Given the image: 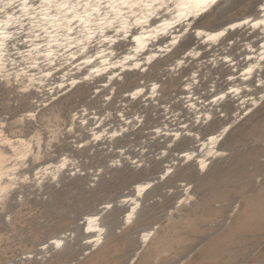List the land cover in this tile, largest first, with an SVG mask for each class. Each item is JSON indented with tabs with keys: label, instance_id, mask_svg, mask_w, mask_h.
I'll use <instances>...</instances> for the list:
<instances>
[{
	"label": "snow or ice",
	"instance_id": "6c2138e0",
	"mask_svg": "<svg viewBox=\"0 0 264 264\" xmlns=\"http://www.w3.org/2000/svg\"><path fill=\"white\" fill-rule=\"evenodd\" d=\"M230 163L264 189V0H0L3 264H112L134 230L140 264L143 215L196 208Z\"/></svg>",
	"mask_w": 264,
	"mask_h": 264
},
{
	"label": "rangeland",
	"instance_id": "374dc122",
	"mask_svg": "<svg viewBox=\"0 0 264 264\" xmlns=\"http://www.w3.org/2000/svg\"><path fill=\"white\" fill-rule=\"evenodd\" d=\"M258 137V129L244 125L232 134L230 145L238 157L250 158L255 155L258 160ZM217 170L221 174L220 186L206 195L201 193V202L196 208L186 210L183 214L178 213L172 219L163 214V206L143 215L138 228L152 225L159 227L152 244L141 257L140 264L152 263L149 257L159 254L163 245L169 241L170 255L161 256L160 264H190L193 258L199 264H227L228 260L258 258L261 241L264 239V189L254 187L251 175L239 170L238 165H217ZM256 170H259L258 165ZM156 198L159 202V197ZM233 202L241 204L240 213L235 217L230 214ZM214 203L220 207H213ZM237 247L239 251H236ZM120 250L123 251L122 255H112L113 251ZM135 250L134 230L130 239L125 237L119 241H110L98 259L123 264ZM249 252H255L256 256L250 257ZM11 255V250L5 255L0 248L2 262Z\"/></svg>",
	"mask_w": 264,
	"mask_h": 264
},
{
	"label": "bare ground",
	"instance_id": "6f19581e",
	"mask_svg": "<svg viewBox=\"0 0 264 264\" xmlns=\"http://www.w3.org/2000/svg\"><path fill=\"white\" fill-rule=\"evenodd\" d=\"M167 221H168V219H167ZM168 222H170V221H168ZM154 226H155V225H152V226H149V227H154ZM149 227H146V228H149ZM157 231H158V230H157ZM156 233H157V232H156ZM170 234H171V233H170ZM172 234H173V233H172ZM174 234H175V233H174ZM174 234H173V235H174ZM173 235H172V236H173ZM157 236H158V235H157ZM172 236H171V237H172ZM155 239H156V238H155ZM169 239H170V238H169ZM160 241H162V240H160ZM152 242H153V240H152ZM162 242H163V241H162ZM78 243H79V241H78ZM169 243H170V241L167 242V243H165V246L163 245L162 250H161L160 252L165 251V250H166V251H169L170 248H171L170 245H169ZM109 244H110V242H109ZM151 244H152V243H151ZM108 246H109V245H106L105 248L101 250V252L97 255L96 258H101L102 254H103V251H104L105 249H107ZM161 246H162V244H161ZM112 248H113V247H112ZM160 248H161V247H160ZM105 252H106V251H105ZM10 258H11V257H10ZM10 258H7V259H10ZM149 258H150V260L152 259V263L150 262L149 264H154V262H153V261H154V256H150ZM147 259H148V258H147ZM150 260H149V261H150ZM0 264H3L2 259H0Z\"/></svg>",
	"mask_w": 264,
	"mask_h": 264
}]
</instances>
